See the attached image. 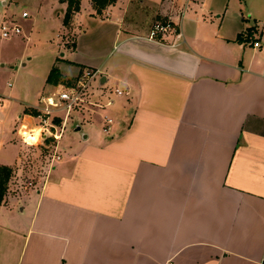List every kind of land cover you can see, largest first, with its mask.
<instances>
[{
  "label": "crops",
  "instance_id": "1",
  "mask_svg": "<svg viewBox=\"0 0 264 264\" xmlns=\"http://www.w3.org/2000/svg\"><path fill=\"white\" fill-rule=\"evenodd\" d=\"M243 1L116 0L97 14L80 0L56 63L97 72L89 100L112 104L90 110L114 124L99 136L80 119L39 187L7 191L0 264H264V32ZM158 20L180 38L149 40ZM46 86L21 109L0 95V164L17 163Z\"/></svg>",
  "mask_w": 264,
  "mask_h": 264
},
{
  "label": "rangeland",
  "instance_id": "2",
  "mask_svg": "<svg viewBox=\"0 0 264 264\" xmlns=\"http://www.w3.org/2000/svg\"><path fill=\"white\" fill-rule=\"evenodd\" d=\"M36 1L42 4V9L38 12L33 9ZM64 1L20 0V2L8 3L6 7L0 6V18L4 13L15 15L16 24L24 34H29L28 38L25 39L0 38V95L12 96L17 109H21L24 104L33 103L38 92L49 90L48 86L43 88V84L54 63L68 81H74L82 74L81 70L71 67L66 60L56 63L57 58H70L66 50L71 49L74 40L73 20L71 19L66 24H63V19L61 21V17L66 11ZM133 3L135 6L136 2ZM84 4H87V0H84ZM242 8L246 17H248L247 12L249 10L255 14V18L250 20V25L256 24L257 31L259 33L264 32V0H244ZM23 10L30 12L31 18H21ZM157 22L164 23L165 21H155L151 27ZM262 48H264V36H262ZM110 90V96L115 97V88ZM90 109L96 110L98 108L90 106L83 112V109L80 110L79 117L72 116V118L67 119L61 138L62 142L79 134H75L73 127L81 120H84L81 123L83 131L90 130L96 135H103L101 119ZM107 110L111 111L110 109ZM30 111L27 110V113ZM64 113V111L60 112L61 119L64 118ZM23 134L26 135L24 131ZM15 140L19 144L20 152L19 159L13 167V175L9 181L8 190L10 189L12 192L13 189L17 188L39 187L46 179L51 167L53 165L58 166L60 163L59 160H53L55 143L30 145L20 136H16ZM59 145L56 151L61 157Z\"/></svg>",
  "mask_w": 264,
  "mask_h": 264
},
{
  "label": "built area",
  "instance_id": "3",
  "mask_svg": "<svg viewBox=\"0 0 264 264\" xmlns=\"http://www.w3.org/2000/svg\"><path fill=\"white\" fill-rule=\"evenodd\" d=\"M23 18H27V12L22 13ZM169 33H176V37L180 38L174 24L170 20H165L164 23H155L149 31L147 38L149 40H157ZM21 34V28L13 21H4L0 25V37L3 39L11 38ZM254 47H258L259 43L254 42ZM97 72L86 70L79 75L75 82L70 85H57L54 90L47 95H42L39 102L43 107L37 111L38 114L33 116L34 124L22 123L19 127V136L30 145L55 143V152L53 160H59L60 156L56 151L63 132L65 130L66 121L71 118L73 112L82 110L85 105H90L98 108L110 106L112 101L108 100L104 105L89 100V91L91 84L94 81ZM117 96H129V91L115 89ZM64 111V118L61 119L60 112ZM114 121L111 117L103 116L102 132L109 135ZM23 131L26 133L23 134Z\"/></svg>",
  "mask_w": 264,
  "mask_h": 264
},
{
  "label": "trees",
  "instance_id": "4",
  "mask_svg": "<svg viewBox=\"0 0 264 264\" xmlns=\"http://www.w3.org/2000/svg\"><path fill=\"white\" fill-rule=\"evenodd\" d=\"M66 2H67V8L63 16V24L68 23L72 19L74 13L78 12L80 9V0H66ZM115 2L116 0H92V5L96 13L100 14L101 10H103L106 6L113 4ZM74 81H68L67 79H65L61 74L60 70L56 66H52L46 77V83L52 86H57V85L70 86L73 84ZM29 114L36 116L38 112L35 110H31ZM47 142H49V140H47ZM12 175H13V169L10 166L0 164V203L3 202L7 194L8 184Z\"/></svg>",
  "mask_w": 264,
  "mask_h": 264
}]
</instances>
